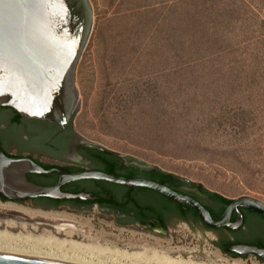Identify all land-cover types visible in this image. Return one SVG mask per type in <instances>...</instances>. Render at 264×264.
I'll return each mask as SVG.
<instances>
[{
	"label": "rangeland",
	"instance_id": "rangeland-1",
	"mask_svg": "<svg viewBox=\"0 0 264 264\" xmlns=\"http://www.w3.org/2000/svg\"><path fill=\"white\" fill-rule=\"evenodd\" d=\"M88 1L92 28L75 69L70 120L77 136L227 199L264 203V43L257 24H217L196 0ZM190 8L198 11L196 34ZM20 208L2 204L0 217L79 225L101 244L130 252L146 247L196 262L264 264L253 255L226 256L199 225L158 236L118 228L96 209L60 212L67 220L53 223ZM258 228L253 235L264 231Z\"/></svg>",
	"mask_w": 264,
	"mask_h": 264
},
{
	"label": "water",
	"instance_id": "water-1",
	"mask_svg": "<svg viewBox=\"0 0 264 264\" xmlns=\"http://www.w3.org/2000/svg\"><path fill=\"white\" fill-rule=\"evenodd\" d=\"M92 28V9L88 0H0V109L9 107L26 119L67 125L77 107L75 69ZM88 147L120 162L125 157L94 143ZM58 175L53 187L28 182L27 174ZM94 180L152 190L178 204L189 206L208 229L237 230L241 224L239 209L264 217V203L240 196L225 208L215 221L200 203L161 184L144 179H126L95 170L69 174L64 170L44 169L26 157L11 158L0 150V197L4 200L48 198L53 200L95 201L90 194L63 193L64 184ZM194 187L201 184L192 183ZM237 220L230 222L231 214ZM155 231L160 235L156 222ZM151 231L150 226L136 225ZM224 252L240 259L253 255L264 262V248L228 245ZM0 264H75L60 260L0 251Z\"/></svg>",
	"mask_w": 264,
	"mask_h": 264
},
{
	"label": "flooded vegetation",
	"instance_id": "flooded-vegetation-1",
	"mask_svg": "<svg viewBox=\"0 0 264 264\" xmlns=\"http://www.w3.org/2000/svg\"><path fill=\"white\" fill-rule=\"evenodd\" d=\"M0 150L11 158H29L44 169L56 168L64 170L67 173L71 171L69 174L85 170L101 172V163L98 162L96 157L97 150L88 147V143L77 136L71 126V121L61 128L56 124L23 118L9 107L0 109ZM39 157L55 161L56 163L44 164L38 160ZM57 162H64L65 165H59ZM120 163L122 166L117 170L116 175L113 176L126 179L150 180L166 186L178 194L192 198L211 211L216 210L215 205L212 204L206 194L210 191L206 190L203 186L201 188L194 187L192 183L195 182L173 174L175 176V184L168 187L160 181L150 179L145 175L151 172L163 174L172 173L165 172L156 167L142 165L128 158H125V162ZM134 173H137V175H134ZM26 179L36 186L53 187L58 182V175L55 172L42 175L27 174ZM109 184V188L114 192L115 198L110 195L107 199L108 202L102 206L91 204L93 201L76 202V200H53L48 198H32L17 201L4 200L1 197L0 205L10 203L19 205L22 212L52 214L60 212L84 214L96 209L104 217L113 216L112 224L118 228L137 229V224L150 226L151 231L145 230L158 236L160 234L155 231L156 222L159 224L160 230L165 232L170 231L178 225L191 228L199 225L206 231H211L216 235L214 246L220 252L222 251L217 248V245L220 246L225 243L228 245H248L264 248V231L260 232V234L253 235L254 230H259L253 221V215L255 216L257 214L245 209H239L242 216V224L237 230L229 231L223 228L207 230L200 220L198 222L196 221L193 210L185 204H177L146 188ZM94 189L95 185L92 180L71 182L60 187L61 192L69 194L86 193L91 195ZM235 215V212L231 214V223L237 220V218L235 219ZM4 220H12L17 224H24L28 228L27 232L33 235H42L45 233L55 235L54 224L29 223L26 220L20 222L10 218L0 217L1 222ZM0 230H4V227L0 226ZM8 230L15 234L22 233L19 227H15L14 230ZM58 236L62 237V235ZM225 255L235 259L238 258L232 253H226Z\"/></svg>",
	"mask_w": 264,
	"mask_h": 264
},
{
	"label": "bare ground",
	"instance_id": "bare-ground-1",
	"mask_svg": "<svg viewBox=\"0 0 264 264\" xmlns=\"http://www.w3.org/2000/svg\"><path fill=\"white\" fill-rule=\"evenodd\" d=\"M23 213L31 216V218L39 216L53 223L67 220L57 214ZM67 218L73 219L72 217ZM18 224L12 220L0 221V226L4 227V230H0L1 252L42 257L75 264H215L213 262H196L191 258L170 257L166 252L146 247L135 252L118 249L115 246L101 244L98 238L93 237L90 232L83 231L79 225L55 224V235L50 233L33 235L27 232L28 228L24 224ZM15 227H19L22 233L15 234L8 230H14ZM58 235H62V238ZM220 264L239 263L224 262Z\"/></svg>",
	"mask_w": 264,
	"mask_h": 264
},
{
	"label": "trees",
	"instance_id": "trees-1",
	"mask_svg": "<svg viewBox=\"0 0 264 264\" xmlns=\"http://www.w3.org/2000/svg\"><path fill=\"white\" fill-rule=\"evenodd\" d=\"M196 1L200 2L198 8L203 12V15L207 16V18L212 22L217 21V24H226L236 27L238 25H242L244 22H251L254 24L256 23L257 30L260 32L258 33L259 36L257 37V41L264 43V0H229L228 2H226V0ZM187 17L190 31L193 32V34L194 32L196 34V27L198 24L196 18L199 20L198 11L196 9L192 11V8H190L189 12L187 13ZM96 157L98 162L101 163L100 171L106 174L116 175L117 170L122 166V164L117 159L101 152L97 151ZM68 173H71V171H68ZM134 175H137V173H134ZM145 176L150 179L160 181L168 187L175 184V176L173 174L151 172L147 173V175ZM92 182L95 185V189L93 190V192H91V195L92 197H96V200L91 204L102 206L108 202L107 199L110 195L114 197V192L110 190L109 183L94 180H92ZM206 194L212 204L215 205L216 210L211 211L207 208L206 209L209 211L212 219L217 221L219 220L225 208L232 202V200L227 199L214 192H207ZM77 201L80 200H76V202ZM193 214L196 218V221L198 222V216L194 211ZM236 218L237 214L235 215V219ZM253 221L257 226L264 229V217L253 215ZM206 229L211 230L207 227ZM217 246V248H219L224 253V248L228 246V244L225 243L223 245Z\"/></svg>",
	"mask_w": 264,
	"mask_h": 264
}]
</instances>
